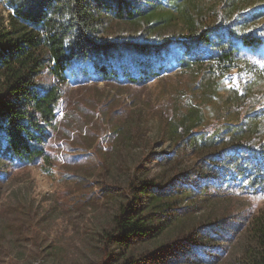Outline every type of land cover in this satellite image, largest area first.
Here are the masks:
<instances>
[{
  "label": "rangeland",
  "instance_id": "374dc122",
  "mask_svg": "<svg viewBox=\"0 0 264 264\" xmlns=\"http://www.w3.org/2000/svg\"><path fill=\"white\" fill-rule=\"evenodd\" d=\"M158 1L159 22L152 31L111 21L103 36L147 45L170 42L143 83L132 77L143 79L148 70L120 58L104 79L85 64L73 65L63 83L46 71L38 79L41 87L55 85L60 92L44 144L48 160L0 159V264H247L264 226V193L195 173L202 157L226 155L231 146L260 150L264 118L259 132L243 140L194 155L188 150L173 160L163 155L173 152L168 123L190 110L201 118L192 133L207 135L246 126L249 115L264 110V63L255 58L222 78L210 77L206 66L182 70L178 63L194 54L192 49L185 54L180 44L191 35L185 17L214 42L223 33L231 42L239 36L264 38V0H234L230 14L225 0ZM11 15L0 0V31L10 29ZM174 180L173 192L190 186L186 195H175L178 207L193 205L184 218L187 230L172 227L156 240L137 241L127 263L120 256L102 257L99 225L120 204L141 203L142 187L150 193Z\"/></svg>",
  "mask_w": 264,
  "mask_h": 264
},
{
  "label": "trees",
  "instance_id": "16d2710c",
  "mask_svg": "<svg viewBox=\"0 0 264 264\" xmlns=\"http://www.w3.org/2000/svg\"><path fill=\"white\" fill-rule=\"evenodd\" d=\"M6 2L12 15L10 29L0 31V76L4 79L0 84V159L4 161L14 158L22 163L48 160L44 144L50 136L48 129L55 118L60 92L55 85L46 89L41 87L38 79L45 71L58 83H63L65 73L73 65L85 64L104 79L110 73L109 67L120 58L138 69L148 70L143 72L146 75L143 79L132 77L140 84L151 77L155 60L170 44L147 45L103 37L111 21L143 24L152 31L159 22L155 20L156 12L161 8L158 0ZM224 4L229 14L232 13L234 0H225ZM184 22L191 35L189 41L180 44L185 54L191 49L194 54L189 59H179L182 70L206 66V74L222 78L240 62L247 63L248 58L264 63V38L239 36L231 42L224 39L223 33L214 42L207 30L197 32L194 29L190 17H185ZM141 61L146 64L137 65ZM101 62L104 64L100 65ZM260 112L249 115L246 126H230L207 135L192 133L201 125V118L199 113L190 110L178 121L168 123L173 152L163 156L165 159L171 156L170 160H173L188 150L194 155L256 135L260 118H264V110ZM225 136L230 139L225 140ZM263 146L259 144L260 150L231 146V152L226 155L204 156L195 174L205 180L210 179L211 174L219 178L221 184L237 182L251 193H264ZM131 183L129 181L127 186H132ZM174 183L175 180L150 193L142 187L138 194L144 198L139 201L141 203L120 204L111 219L99 225L97 236L103 246L102 257L120 256L127 263L137 241L156 240L172 227L183 232L187 230L184 218L186 210L193 205L178 207L175 195L180 189L171 191ZM187 188L181 190L180 195H186ZM135 200L138 202L137 198ZM255 244L253 252L248 253L247 264H264V226L258 228Z\"/></svg>",
  "mask_w": 264,
  "mask_h": 264
}]
</instances>
